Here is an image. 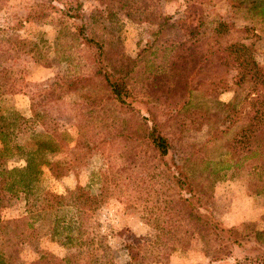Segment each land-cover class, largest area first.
<instances>
[{"label": "rangeland", "instance_id": "rangeland-1", "mask_svg": "<svg viewBox=\"0 0 264 264\" xmlns=\"http://www.w3.org/2000/svg\"><path fill=\"white\" fill-rule=\"evenodd\" d=\"M135 1L0 0V114L12 148L0 165L23 166L13 146L52 137L28 192L8 194L0 183V264H253L243 259L264 249V180L250 174L255 165L264 171V26L239 4L251 0ZM153 14L169 18L174 57L190 39L182 22L205 34L221 23L223 34H204L198 46L235 49L255 67L242 82L233 58L195 68L182 126L162 129L163 159L141 136L136 104L160 56L141 49ZM80 32L107 53L141 54L128 80L132 109L106 101ZM68 77L79 82L71 87ZM201 106L211 107L204 122L193 114ZM256 117L260 156L245 161ZM213 225L234 232L219 238Z\"/></svg>", "mask_w": 264, "mask_h": 264}, {"label": "trees", "instance_id": "trees-1", "mask_svg": "<svg viewBox=\"0 0 264 264\" xmlns=\"http://www.w3.org/2000/svg\"><path fill=\"white\" fill-rule=\"evenodd\" d=\"M131 1L132 0H127V3ZM139 2H143V0H136L134 3ZM239 4L243 6L244 11L252 13L255 17V24L264 26V0H251L250 3ZM140 14H148L146 8H143ZM125 16L131 19L133 15L126 11ZM152 17L153 21L151 23L154 29L150 33L151 39L141 49L149 50L151 48H157L156 50H158L160 48V56L158 57L159 61L153 66V74L149 73L150 76L147 79L149 82L143 81L144 92L147 95L146 100L139 99L136 103L135 98H137V94L128 86V80L131 78V75L136 73L135 68L138 63L137 61L141 57L140 53H138L135 58L118 55L115 52L107 53L101 49V46L96 41L83 36L82 32H80L79 35V44L85 45L88 49L94 51V58L92 59L93 70L90 77L100 79L106 93V101H115L119 106L128 109H132L133 103H136L140 106L139 112L141 109L143 110V113H140V119L145 122L146 129L143 130L145 126L143 129L141 128V136H143L146 145L155 155L159 159H163L169 153L170 143L163 135L162 129L173 125L182 126L180 123L183 117L182 110L188 104L192 91L195 90L193 89L195 87H192L193 75L196 74V72H193L194 69L204 67L207 63L210 66H216L225 59L230 60V58H233L245 71L244 73L238 74L239 81L242 82L245 76L247 77L249 74L253 75L251 72L255 67L252 63L246 64L245 61H237L239 54L236 53L235 49H230L227 54H224L222 50L216 47L215 49L211 48L207 51H202L198 43L201 42V37H204L205 30L203 29L201 31L199 25H195L194 23L184 25L182 22V27L185 33L189 35L190 39L189 42L186 43L184 49L181 50L183 52V54L180 55L181 57H174L171 53V49L174 45H169V40H166L164 37L169 18L156 16L154 14ZM220 28L221 23L216 27L210 28L209 34H223ZM209 34L206 33L205 36ZM239 48V52H244L242 47ZM163 63L164 66L162 68L161 66ZM246 68L249 69L247 70ZM251 78L252 76L250 79ZM67 80L71 87L77 85L79 82V79L76 78L73 79L68 77ZM216 106L223 107L227 106V104L216 101L214 102V108ZM201 107L202 109L198 111L194 109L193 114L196 118L204 122L211 107ZM256 112L255 110V113ZM252 120L250 126H247L248 135L245 137V141L247 142L248 139L250 143L248 147L249 152L243 157L245 161L255 158L258 159L260 156L259 141H261V139L255 134V129L260 127V123H258L259 120L257 117L252 118ZM7 129L8 124L5 122V117L0 114V161L4 159L3 154L8 155V153L12 151V148L7 145L6 141ZM43 138L41 145H33V147L28 149L13 146V148L16 149L15 154L23 161V166L7 169L0 165V183L6 193H26L31 188L36 175L41 172L40 167L45 163L41 162L40 165V163L36 161L43 160V155L50 151V149H45V145L51 141L52 137L45 133ZM170 173H173V177H175L176 183L180 188H182V185L186 186V182L183 179L181 180L178 176L180 173H175L173 170H171ZM250 174L254 175L257 179L264 180V171L260 170L257 165L251 168ZM259 188L258 192H264V186ZM67 194L71 195L72 192L68 191ZM212 228L216 236L224 239H230V235L234 232L232 229H224L218 225H213ZM228 242L232 244V240ZM243 260L248 262L252 260L251 262L253 264H264V249L251 255V259L244 258ZM232 264L239 263L236 262Z\"/></svg>", "mask_w": 264, "mask_h": 264}]
</instances>
